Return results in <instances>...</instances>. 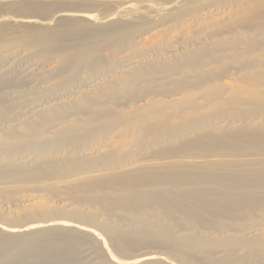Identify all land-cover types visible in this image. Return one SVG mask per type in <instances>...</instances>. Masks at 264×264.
<instances>
[{
    "label": "bare ground",
    "instance_id": "bare-ground-1",
    "mask_svg": "<svg viewBox=\"0 0 264 264\" xmlns=\"http://www.w3.org/2000/svg\"><path fill=\"white\" fill-rule=\"evenodd\" d=\"M8 1L0 0V10L24 14L0 17L5 22L0 43H8L11 51L21 41L41 56L56 54L60 59L47 66L56 85L24 89L31 106L17 114L12 111L18 105H6L1 93L22 81L11 79L6 70L0 73V193L10 196L24 186L42 187L62 193L71 203L32 206L15 218L0 214V264L62 261L66 258L54 253L69 251L80 234L97 238L114 264H177L157 251L116 256L99 231L117 252L162 244L181 258L264 264V235L243 233L249 220L254 227L264 225L256 216L264 213V0L218 9V24L203 46L185 41L184 46L171 45L161 59L159 51L146 50L113 66L98 56L100 50L114 46L113 52L119 53L144 44V39L134 38L141 29L137 22L144 18L141 12L128 22L119 19L135 11L133 5H124L131 0ZM64 1L87 6L108 1L122 9L98 18L97 12L62 8L41 20L42 13ZM155 5L158 12L165 11ZM60 16L59 22L66 17L80 24L94 22L73 33L41 26ZM175 17L144 22L154 27ZM6 19L31 24L32 34L17 38L21 27ZM54 67L57 71L51 73ZM82 72L91 77L88 82L80 80ZM58 87L66 88L59 92ZM198 93L203 101L195 103L192 97ZM115 132L132 136L129 151L112 146ZM62 148L77 154L45 158ZM74 203L90 204L93 210ZM102 215L112 220L102 221ZM201 226L224 232L199 235Z\"/></svg>",
    "mask_w": 264,
    "mask_h": 264
},
{
    "label": "rangeland",
    "instance_id": "rangeland-1",
    "mask_svg": "<svg viewBox=\"0 0 264 264\" xmlns=\"http://www.w3.org/2000/svg\"><path fill=\"white\" fill-rule=\"evenodd\" d=\"M21 0H11L7 3H20ZM218 1H222L220 3H217ZM225 0H131L127 2L124 5H130L134 6L135 11L129 13L128 11L124 12L121 16H119V19L122 17L132 19L135 18V15H139L137 12H141L140 14L144 16L141 21H138L137 23H141V29L138 31L135 35V39H144V44H141L137 49L129 48L126 46L121 52L114 53L113 49L114 46L108 49H102L101 52L98 54V56L107 62L110 66L115 65L116 62H119L121 59L129 58V57H135L138 56L139 52H143L146 50H154L159 51L157 52L158 58H163L166 54L165 51H169L171 48V45H177V46H184L185 41H193L195 44L194 47L203 46V42L209 41L210 35L212 31V26L216 27L219 21V16L217 14L218 9H227V8H239L238 1L242 0H228L227 2H224ZM246 1V0H243ZM57 2V1H56ZM62 3V2H61ZM64 3H73L72 2H66ZM77 3H84V2H78ZM100 4L97 3L94 5V9L96 10V16L98 18L103 14H108L109 11H112L113 14L118 13L119 9H122V6L116 3L103 1ZM155 3H158L162 5L165 8L164 12H158L157 10L160 8V6H156ZM217 3V4H216ZM5 4V3H4ZM58 4V2H57ZM60 4V2H59ZM0 5H3L0 3ZM137 7V8H136ZM117 10V11H116ZM190 12L188 13V11ZM116 11V12H115ZM183 11H187L186 13H181ZM95 13V12H92ZM181 13V14H180ZM11 14L12 16H22L24 13L21 10L16 11H9V10H0V17L2 15ZM55 14L54 11H46V13H42L39 17L41 20H47L53 18V15ZM135 14V15H134ZM176 16L175 18L166 21L164 24H159L154 27H147L145 24V20H149L151 18L152 20H162L165 18H170ZM38 17V16H37ZM38 17V18H39ZM118 17V16H117ZM52 21H50L49 25H41L42 27H50L53 29L54 33L62 32V31H70V33L73 31V29H76L77 27L81 25H92L94 22L93 20L87 21V22H77L75 18L73 17H66L67 19L59 22L58 19L63 18L60 17H54ZM101 20V19H100ZM118 20V18L114 19ZM112 20V21H114ZM212 20L211 24H205L206 21ZM7 23H12L14 26L21 27L20 32L16 33L20 39L21 36H28L32 34V28L28 27L31 26V24L24 23V22H15V21H9L5 20ZM52 22V23H51ZM109 22V21H107ZM133 22V21H131ZM144 22V23H143ZM2 23H5L3 21H0V25ZM136 23V22H133ZM105 23H97L98 26H102ZM90 25V26H91ZM213 27V28H214ZM22 33V34H21ZM73 33V32H72ZM71 38V36H70ZM80 39H89V38H82L73 36V40H80ZM136 41V40H135ZM6 42L0 43V73L4 72V70L8 71L9 76L11 79H13L16 82H20L19 85L13 86L10 89H7L3 91L1 94L3 98H5L6 105L15 104L18 105L14 110L12 111L13 114H17L23 110H25L26 107H30L31 103L27 101L28 96L26 93H24V89L29 90H41L43 87L50 88L53 85H56L57 80L56 79H49L50 74L47 71V66H52L53 64H56V60L60 59L59 55L56 54H48V55H40L34 52L33 48L31 47H25L22 44L21 41L18 42L15 46H13L11 51H8ZM150 52V51H149ZM4 57H7L9 60L7 63L3 62L2 59ZM9 57V58H8ZM60 64H58V67ZM54 69V70H53ZM51 71H57V67H54ZM91 79V77L86 73L82 72L80 76V80H83L85 82H88ZM81 85V84H80ZM79 85V86H80ZM66 87H58L56 90L61 91ZM77 88V87H76ZM88 90H91L93 92L96 91L94 86L87 87ZM187 92V91H186ZM184 92V94H186ZM231 91H228L230 93ZM203 94L198 93L197 95L192 97V100L194 102H202L203 101ZM125 110H130V106H125ZM42 135L40 138H43ZM112 138V146L114 148H117L118 151H129L130 145L132 144V136L126 133H119L115 132L111 135ZM77 153L72 152L70 149L62 150L60 149L57 151V153H51V155H45V158L51 157L55 158L57 156H63V157H73V155H76ZM90 154L89 152L87 153ZM97 153L95 152L94 155ZM112 156V155H111ZM110 156V157H111ZM137 156H133V158H136ZM4 161V160H3ZM111 170L114 168H110ZM108 170V169H107ZM106 169H103L102 171L106 172ZM110 171V170H108ZM98 172V171H94ZM93 173V172H92ZM46 182L45 179L42 180V182ZM29 184V183H25ZM37 185L41 184L40 182H36ZM35 183H31L30 185H36ZM106 184V182H104ZM6 192V191H4ZM9 193V192H7ZM64 200L65 203L70 204L71 201L66 199L62 193H59L58 195H55L54 193L50 192L47 189H44L42 187H32V186H24L21 188L19 192H17L14 195L6 196L4 193H0V214L3 215H10V218H15L16 216L20 215L24 212V210L31 209L32 206L38 207L43 209L45 206H55L57 204L61 205V201ZM34 204V205H32ZM63 204V203H62ZM81 204V205H80ZM76 208L78 207L81 210L84 211H92L93 207L90 204H82V203H74ZM72 206H69L68 208H71ZM73 207V208H75ZM95 210V209H94ZM261 215H256L258 217H262L264 219V213H260ZM2 216V215H0ZM55 218H59L58 216H54ZM102 221H111L112 218L109 216L102 215L100 216ZM243 233L250 234L251 232H257L260 235H264V225L263 226H257L254 227L251 224V220H249L247 223H243ZM197 233L199 235H207V236H214L218 234H222L221 230L215 231V229L208 228L206 226H201L200 228H197ZM99 231V230H98ZM104 238H106V243L108 247L109 243V250L111 253H113L116 256H122L123 254L127 252H131L134 255L142 254L143 252H164L167 253L169 256V259H174L177 264H212V260L210 259V256L205 257H185L181 258L178 256L176 252H173L170 250V248L166 245H155V244H148L144 243L138 246H133L132 248H121L118 252L116 248L114 247L112 241L108 237L107 234L99 231ZM218 233V234H217ZM60 234V233H57ZM73 240V238H71ZM86 240L89 241L86 243ZM74 243L71 245V249L69 251H63L60 249H57V251L54 253V255L63 256L66 259L62 261H37V262H30L28 264H114L110 258L109 253L107 250H104L102 246H100L99 240L95 237H93L90 234H80L79 238L73 240ZM85 241V242H84ZM92 243V244H91ZM145 245V246H143ZM217 255H221L220 253H217ZM264 256V252H263ZM236 258V257H235ZM153 264H162L160 262H155ZM232 264V263H230Z\"/></svg>",
    "mask_w": 264,
    "mask_h": 264
},
{
    "label": "crops",
    "instance_id": "crops-1",
    "mask_svg": "<svg viewBox=\"0 0 264 264\" xmlns=\"http://www.w3.org/2000/svg\"><path fill=\"white\" fill-rule=\"evenodd\" d=\"M80 2H84V1H80ZM76 4L74 3H67L55 10H53L55 13H56V10H60L62 8L64 9H69V8H73V11H77V12H89V13H92V12H96V10H93L94 9V5H91V6H87L90 5L88 2H84V3H77L75 2ZM72 11V12H73Z\"/></svg>",
    "mask_w": 264,
    "mask_h": 264
}]
</instances>
